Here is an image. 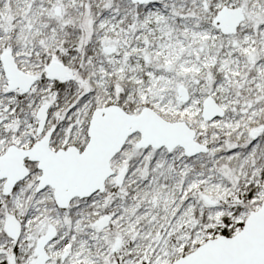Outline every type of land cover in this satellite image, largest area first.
Listing matches in <instances>:
<instances>
[{
	"label": "snow or ice",
	"instance_id": "6c2138e0",
	"mask_svg": "<svg viewBox=\"0 0 264 264\" xmlns=\"http://www.w3.org/2000/svg\"><path fill=\"white\" fill-rule=\"evenodd\" d=\"M0 264H264V0H0Z\"/></svg>",
	"mask_w": 264,
	"mask_h": 264
}]
</instances>
